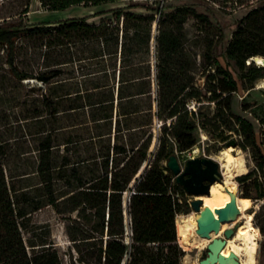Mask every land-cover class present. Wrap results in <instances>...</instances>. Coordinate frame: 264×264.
Returning a JSON list of instances; mask_svg holds the SVG:
<instances>
[{
	"label": "trees",
	"instance_id": "obj_1",
	"mask_svg": "<svg viewBox=\"0 0 264 264\" xmlns=\"http://www.w3.org/2000/svg\"><path fill=\"white\" fill-rule=\"evenodd\" d=\"M121 1L39 0L47 11ZM129 1L58 21H0L7 65L0 95L28 81L37 136L33 169L19 180L0 159V264H64L50 231L31 227L32 214L46 205L76 212L86 227L82 243L72 236L79 257L71 264H182L176 216L185 190L164 162L197 146L201 132L211 141L208 153L231 140L251 149L256 167L237 179L244 197L264 199V154L253 123L233 109L239 87L264 78V66L251 60L264 57V7L240 20L224 65L218 42H189L185 23L202 16L194 7ZM29 7L24 0L11 16ZM22 38L41 41L32 52L36 69L18 63ZM199 45L201 52L193 50Z\"/></svg>",
	"mask_w": 264,
	"mask_h": 264
},
{
	"label": "rangeland",
	"instance_id": "obj_2",
	"mask_svg": "<svg viewBox=\"0 0 264 264\" xmlns=\"http://www.w3.org/2000/svg\"><path fill=\"white\" fill-rule=\"evenodd\" d=\"M23 1L24 0H5V3H3V1L0 0V21H21L22 23L58 21L82 17L100 10L124 6L130 3L129 0H123L121 2L106 3L92 7L73 6L59 11H47L41 7L39 0H30V11L27 15L21 17H19V15L11 16V13L21 6ZM137 1L142 2L143 0ZM165 2L166 5L171 8L180 5L192 6L197 13L202 15L199 17L191 15L185 23V32L189 42L193 44L197 40L202 41L204 39L218 42L215 54L224 65H226V61L223 57V53L240 20L251 9L264 7V0H166ZM135 11L147 12L146 9L142 7L135 8ZM91 20L97 21L99 17L92 18ZM155 34H157L156 25L154 29V35ZM40 43L41 41L39 40L29 38H22L20 40L18 53V63L20 66L23 68H31L32 66L36 69L35 65L32 64V52L34 50V45ZM154 45L155 41L153 40V47ZM192 48L197 52H201L203 46L199 45ZM6 68L5 51L4 48L0 46V76L5 72ZM232 70L237 77L239 73L238 69L233 67ZM27 82L28 81H25L24 83L26 87H21L17 82L10 83L7 85V91H5V93L2 92L0 95V159L5 162L9 169L10 179H12L13 176L14 180H19L22 177V173L26 171L29 172L33 169L31 162H33V156L35 155V148L37 145V136L31 124L32 112L31 109H28L33 107L32 102L35 93L29 91ZM33 83L36 82L30 81V84ZM233 109L237 114L249 119L253 123L256 142L259 144L264 154V127L262 124V119L264 118V78L256 80L249 88L243 89L239 87L233 101ZM156 126H158L157 123ZM157 135L158 130L156 129L155 136L157 137ZM156 137L150 149V158L154 156L156 151ZM207 142L211 143L208 136L204 132H201V141L199 144L191 150L179 154L178 158L181 164L184 166L189 159L207 156L212 157L220 164V170L222 172L221 160L226 161L228 158H231V163L234 165L233 170L229 173V177L236 182L237 198H247L242 195L244 192L242 190L244 185H240L237 178L256 167V161L252 156L251 149L249 147L243 149L240 146L231 145L222 148L218 152L212 151L208 153L206 149ZM231 147L234 148L233 151L229 150ZM164 164L167 165V161L164 162ZM260 179L264 183V176H261ZM249 191H251V189ZM128 195L129 192L125 193V205L127 204ZM180 197L183 206L182 211L176 216V224L179 233L178 241L185 251L182 264H195L197 261L206 257L207 246L201 248L199 244L196 246L185 244L182 235L186 223L182 220L188 219L189 216L195 212L191 202L197 197L187 192H184ZM248 199L251 200V207L247 213L252 215V223L254 226L252 232L255 237H257L256 241L258 243L257 253L255 254V261L250 263V254L246 249L247 245L245 244V240L239 239L238 243L244 247V250L238 255L241 264L243 262L245 264H264V199H253L250 197H248ZM238 217L239 222L236 224L243 225L246 218L241 219L242 216L240 215ZM126 218L127 223H129L128 216H126ZM31 220L32 230L37 233L44 235L46 232L50 231L49 241L57 247L64 264H71L72 261L78 263L79 254L76 251L72 236L78 238V244L82 243L81 238H83L85 234L86 227L82 221L78 220L76 212L59 213L52 205H46L34 212L31 216ZM231 222H227L226 224L228 225H226V227L229 228L232 224ZM197 235L200 236L199 234ZM215 236H224V228L218 229L213 237Z\"/></svg>",
	"mask_w": 264,
	"mask_h": 264
},
{
	"label": "water",
	"instance_id": "obj_3",
	"mask_svg": "<svg viewBox=\"0 0 264 264\" xmlns=\"http://www.w3.org/2000/svg\"><path fill=\"white\" fill-rule=\"evenodd\" d=\"M251 60L255 61L253 58ZM231 145L235 146L236 141L231 140L227 143L228 147ZM167 166L172 170L185 192L196 197L209 194L211 185L223 180L220 164L212 157L192 158L183 166L178 156L173 154L167 160ZM230 195L231 201L215 211L208 206L204 207V202L200 198L191 202L195 212L198 213L197 234L203 238H212L207 245V255L200 260V264H241L239 255L235 251L228 256L223 252L228 239L236 234L239 224L225 229L224 236L213 237L222 222H231L241 214L237 204V190L230 191Z\"/></svg>",
	"mask_w": 264,
	"mask_h": 264
},
{
	"label": "bare ground",
	"instance_id": "obj_4",
	"mask_svg": "<svg viewBox=\"0 0 264 264\" xmlns=\"http://www.w3.org/2000/svg\"><path fill=\"white\" fill-rule=\"evenodd\" d=\"M255 63L258 65L264 64V57L263 56H255L253 57ZM233 151L234 148L231 147L229 149ZM231 157V156H230ZM234 165V164H233ZM233 165L231 163V158H228L226 161L221 160V168L223 172L224 179L222 181L214 182L210 187L209 194L198 196L203 200V206L210 207L213 211L219 208H223L226 206L228 202L231 201L230 191H234L237 189L236 182L229 177V173L233 170ZM238 208L241 211L240 216L242 218H246V221L243 225H239L236 234L234 237L228 239L227 245L223 249V252L226 256H228L232 251H235L237 254H240L244 247L238 243L239 239L245 240V244L247 245L246 249L250 254V263L255 261V254L257 253V246L258 243L256 241L255 235L253 234L252 230L254 229L252 223V215L248 214L247 211L251 207V200L248 198H237ZM198 213L193 212L188 219L182 220L185 222V228L183 232V239L186 245L196 246L199 244L201 248L206 247L209 242H211V238H203L197 235L198 229ZM248 214V215H247ZM239 218V217H238ZM238 218L233 220L229 227H233L237 222H239ZM227 222H222L218 229L226 227ZM241 226V227H240ZM217 229V230H218ZM216 230V231H217ZM195 264H200V261H197ZM219 264V263H218ZM242 264H245L244 262Z\"/></svg>",
	"mask_w": 264,
	"mask_h": 264
}]
</instances>
